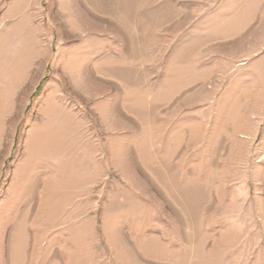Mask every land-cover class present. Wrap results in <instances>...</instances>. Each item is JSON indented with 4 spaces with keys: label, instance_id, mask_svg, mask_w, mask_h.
Returning a JSON list of instances; mask_svg holds the SVG:
<instances>
[{
    "label": "rangeland",
    "instance_id": "374dc122",
    "mask_svg": "<svg viewBox=\"0 0 264 264\" xmlns=\"http://www.w3.org/2000/svg\"><path fill=\"white\" fill-rule=\"evenodd\" d=\"M0 264H264V0H0Z\"/></svg>",
    "mask_w": 264,
    "mask_h": 264
}]
</instances>
